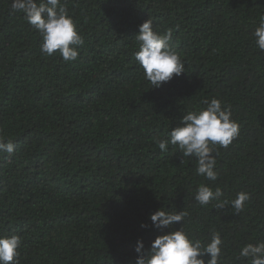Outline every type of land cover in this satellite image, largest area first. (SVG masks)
<instances>
[{"label": "trees", "instance_id": "16d2710c", "mask_svg": "<svg viewBox=\"0 0 264 264\" xmlns=\"http://www.w3.org/2000/svg\"><path fill=\"white\" fill-rule=\"evenodd\" d=\"M61 3L84 40L74 61L42 53L39 32L0 0V138L15 145L0 153V235L21 237L19 264H135L137 240L148 249L162 234L149 219L161 206L188 212L193 240L218 232L222 264H250L240 249L264 241V51L252 35L264 0ZM148 18L157 33L173 30L186 67L159 88L135 60ZM212 98L239 125L227 148L214 146L216 181L196 174L195 156L157 143ZM200 184L250 199L238 214L201 206Z\"/></svg>", "mask_w": 264, "mask_h": 264}, {"label": "clouds", "instance_id": "9594fccd", "mask_svg": "<svg viewBox=\"0 0 264 264\" xmlns=\"http://www.w3.org/2000/svg\"><path fill=\"white\" fill-rule=\"evenodd\" d=\"M11 9L23 14L24 19L41 35V52L53 55L59 52L64 61H74L78 57V48L84 44L73 18L61 0H11ZM135 39L140 42L135 60L143 69L145 78L151 87L159 88L170 81L173 76H180L186 71L185 62L180 54L169 44L172 39V29L163 34L153 30V21L148 18L139 26ZM179 27L178 25L176 26ZM257 47L264 51V19L252 33ZM205 108L200 111H188L180 118V123L171 128L169 139L157 141L161 151H166L169 144L178 146L184 157L197 158L196 174L207 180L216 181L218 173L214 171L216 158L214 146L227 148L239 134L238 123L231 119L230 109L220 99L204 100ZM15 145L11 141L0 138V153L12 154ZM218 155V153H216ZM223 192L220 187L215 190L200 184L195 194V200L201 205L216 201V209L230 206L238 214L250 199L247 192H239L236 198L228 201L220 199ZM168 207L161 206L150 213L152 227L161 230L148 249L144 248L142 240H137L134 251L137 253L135 264H205L202 258L209 255L206 264H222L220 234L213 230L210 240L205 244L199 239L193 240L182 227L186 210L171 212ZM180 222L178 229L163 232L172 224ZM141 227L148 225L141 223ZM21 237L13 234L0 235V264H19V248ZM239 258H247L250 264H264V241L256 244L248 243L239 251Z\"/></svg>", "mask_w": 264, "mask_h": 264}]
</instances>
